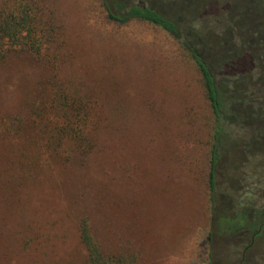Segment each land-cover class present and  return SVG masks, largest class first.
Listing matches in <instances>:
<instances>
[{"label":"rangeland","instance_id":"1","mask_svg":"<svg viewBox=\"0 0 264 264\" xmlns=\"http://www.w3.org/2000/svg\"><path fill=\"white\" fill-rule=\"evenodd\" d=\"M47 2L63 34L57 78L89 100L92 146L48 153L23 117L44 70L26 52L10 55L0 67V264H83L82 218L103 252L135 254L136 264H264V211L242 208L264 204V164L217 158L213 208L246 211L259 233L215 227L210 108L174 39L109 20L100 0ZM4 125L16 134L4 138Z\"/></svg>","mask_w":264,"mask_h":264},{"label":"trees","instance_id":"2","mask_svg":"<svg viewBox=\"0 0 264 264\" xmlns=\"http://www.w3.org/2000/svg\"><path fill=\"white\" fill-rule=\"evenodd\" d=\"M100 2L106 17L115 23L139 20L166 32L195 68L210 108V217L213 223L216 221L215 227L236 232L256 229L254 233L258 234L257 221L250 220L246 211L241 217L236 216L240 213L236 207L219 210L213 206L219 156L225 152L232 154L233 163L242 160L246 164H264V0ZM62 47L61 26L47 0H0V67L10 55L22 51L44 70L37 84L40 97L28 106L29 112L26 110L23 116L25 123L47 137L44 147L48 153L58 155L65 145L66 149L75 146L83 154L92 146L85 134L89 100L57 78L56 64L64 57ZM31 116L36 119L31 120ZM4 126V138L16 134L12 125ZM242 208L261 214L264 204ZM228 210L231 215L227 218ZM78 231L85 248L83 264H136L135 254L103 252L86 218L80 220ZM253 243L249 241L244 255Z\"/></svg>","mask_w":264,"mask_h":264}]
</instances>
